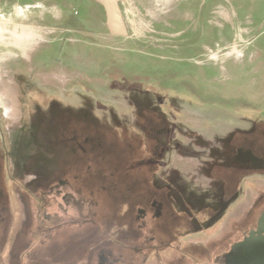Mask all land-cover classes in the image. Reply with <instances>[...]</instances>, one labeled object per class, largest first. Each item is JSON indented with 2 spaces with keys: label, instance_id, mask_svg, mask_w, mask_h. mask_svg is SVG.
<instances>
[{
  "label": "rangeland",
  "instance_id": "rangeland-1",
  "mask_svg": "<svg viewBox=\"0 0 264 264\" xmlns=\"http://www.w3.org/2000/svg\"><path fill=\"white\" fill-rule=\"evenodd\" d=\"M95 4L0 0V264H97L99 247L122 223L135 242L140 231L131 204L155 197L175 205L154 222L175 250L151 254L144 264H214L250 227L237 220L227 229L228 210L220 204L223 194L244 190L248 174L219 166L212 171L218 186L207 192L182 173L167 179L169 137L154 157L158 148L142 124L159 117L135 112L162 111L182 123V134L202 133L206 122H229L237 112L258 122L245 143L264 157V0H122L120 12L109 8V19ZM16 140L12 163L8 151ZM14 178L25 192L23 208ZM59 181L89 187L97 205L106 193L110 206L99 208L97 226L65 231L56 227L52 197L55 229L37 237L43 182Z\"/></svg>",
  "mask_w": 264,
  "mask_h": 264
},
{
  "label": "flooded vegetation",
  "instance_id": "flooded-vegetation-1",
  "mask_svg": "<svg viewBox=\"0 0 264 264\" xmlns=\"http://www.w3.org/2000/svg\"><path fill=\"white\" fill-rule=\"evenodd\" d=\"M136 108L135 115L139 113L145 114L148 111V113H155L159 117V122L147 119L148 123L145 121L142 124L149 127L151 130L150 135L152 136L151 140H153L156 150L158 148V151L154 153V157H158L161 146L165 145L166 141L164 137H169V148L172 149L173 153L171 154L170 163H165L163 166V172L167 179L175 180L182 173L192 183L197 184L203 191L207 192L218 186V182L213 176L212 171L219 166L220 168L226 167L234 171L238 169L241 172L243 170L245 174H248L243 180L244 190L229 193L227 196L223 194L222 201H220L221 210H228L225 216V226L227 229L231 228L237 220L250 226L247 229L245 228L242 237L232 243L227 251L217 256L214 263L231 264L232 254L236 245L243 242L252 233L258 232L259 229L261 230V235L264 237V157L258 155L254 151V148L247 146L245 143L247 142L246 136L256 132L258 122L246 116L237 115V112H233L234 115L229 119L231 120L229 122L225 119L222 122L208 121L206 122L207 128L202 133L187 129L186 133L182 134L179 127L182 123L172 122L162 111L147 106ZM62 111L69 112L70 114H85L90 118L92 117V115L85 111L74 112L71 109H64ZM260 123L264 125V119H261ZM138 130H145V128L141 124H138ZM262 135L264 136V130ZM243 138L244 143L242 142ZM14 142L10 144L11 148L8 151L10 160L18 152V142L17 140ZM181 156L187 158V160L185 159L187 164L184 165L182 170H176L177 161ZM22 168L25 172L29 171L25 161L22 163ZM13 169L16 173V167ZM13 180H15L16 185V200L23 208L20 195L25 192H23V188L18 191L17 188L20 187L16 184L17 180L16 178ZM48 182H43L42 185V206L39 209L44 211L45 216L40 221L42 233H36L37 237L41 235L46 239V237H49L51 231L55 229L54 227H50L49 222L51 218L48 214L52 197H54V202H58L59 209L56 227L59 230L64 229L65 231L69 230V228L97 226L98 221L95 220V215L101 212L102 209L99 210V208H102L103 205L110 206L106 193L102 194L103 204L97 205V201L93 200L95 195L89 191V187L73 186L67 181H59L58 185L50 187L45 185ZM170 193L168 196L171 200L172 194ZM30 194H32L31 191ZM242 197L245 198V200L243 199L244 201ZM167 204L175 206L174 203L164 202L157 197L153 198L145 206L131 204V210L134 211L131 218L140 231L139 237L135 239V242L132 241L130 243L126 235L127 226L122 223L120 232H110V235H107L108 243L106 247H99L97 253H101L97 254V264H144L146 257L151 254L160 256L161 250H175L173 244L161 241L154 230L157 228L154 222L158 223L164 219L166 214H172L168 212L169 208ZM26 205L28 206L27 201ZM123 205L128 209L129 205L127 202H124ZM68 233L70 232H66L65 235ZM119 249L124 253L123 256L120 255L121 259L115 257ZM103 253L105 254L101 255ZM103 256H106V258Z\"/></svg>",
  "mask_w": 264,
  "mask_h": 264
},
{
  "label": "water",
  "instance_id": "water-1",
  "mask_svg": "<svg viewBox=\"0 0 264 264\" xmlns=\"http://www.w3.org/2000/svg\"><path fill=\"white\" fill-rule=\"evenodd\" d=\"M261 230L235 246L231 264H264V237Z\"/></svg>",
  "mask_w": 264,
  "mask_h": 264
},
{
  "label": "crops",
  "instance_id": "crops-1",
  "mask_svg": "<svg viewBox=\"0 0 264 264\" xmlns=\"http://www.w3.org/2000/svg\"><path fill=\"white\" fill-rule=\"evenodd\" d=\"M90 1L91 3L95 4V6H99L101 8L100 11L105 12L104 14L106 15L107 19H109V8H114L115 10L119 11V5L122 0H87ZM98 8V7H97ZM94 10H96L93 7ZM99 11V10H97ZM68 12V8L64 9V13Z\"/></svg>",
  "mask_w": 264,
  "mask_h": 264
},
{
  "label": "bare ground",
  "instance_id": "bare-ground-1",
  "mask_svg": "<svg viewBox=\"0 0 264 264\" xmlns=\"http://www.w3.org/2000/svg\"><path fill=\"white\" fill-rule=\"evenodd\" d=\"M1 36V35H0ZM4 102L0 99V104H3ZM5 104V103H4Z\"/></svg>",
  "mask_w": 264,
  "mask_h": 264
}]
</instances>
